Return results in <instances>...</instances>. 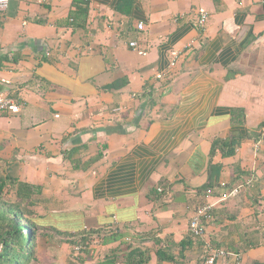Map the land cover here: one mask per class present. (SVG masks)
<instances>
[{
	"label": "crops",
	"instance_id": "0c3cea01",
	"mask_svg": "<svg viewBox=\"0 0 264 264\" xmlns=\"http://www.w3.org/2000/svg\"><path fill=\"white\" fill-rule=\"evenodd\" d=\"M5 97L21 107L0 113V171L34 189L40 249H76L68 235L96 231L85 255L95 262L124 264L140 245L148 264H176L159 247L177 264L218 249L264 264V0H10ZM234 136L233 156L212 154ZM204 202L199 239L189 225Z\"/></svg>",
	"mask_w": 264,
	"mask_h": 264
},
{
	"label": "trees",
	"instance_id": "16d2710c",
	"mask_svg": "<svg viewBox=\"0 0 264 264\" xmlns=\"http://www.w3.org/2000/svg\"><path fill=\"white\" fill-rule=\"evenodd\" d=\"M82 13H74L71 18L83 20L81 17ZM85 19V18H84ZM128 84L127 79L118 81L112 84L110 89H121ZM238 124L242 125L244 122V116L240 114ZM235 123V122H234ZM238 139L234 136L229 141L224 142L221 140L214 141L212 154L218 152L222 153L223 156H233L238 147ZM100 153L91 162H96L101 158ZM81 162V160H79ZM88 164L73 165V168H86ZM214 178L212 175L209 177L208 183L198 190V192L207 193L212 187H214ZM158 193V189L155 190ZM161 191H164L162 188ZM163 193V192H162ZM35 191L27 183L18 182L17 179L10 178L4 175L0 171V264H56L44 263L40 260L37 249L40 248L42 239L45 238L46 233L39 227L34 219L37 217L36 213V200L34 198ZM164 192L162 194L165 195ZM96 232V231H94ZM92 232V233H94ZM83 235H68V242L73 246H79L76 253H80L77 257L73 256L67 262V264H86L85 255L88 253L90 243L92 242V234ZM144 241L152 240L153 237L148 234L143 235ZM157 243H160L156 240ZM192 239H186L182 246L190 245ZM128 249H131L124 259V264H148L150 256L148 254V248H144L140 245H129ZM142 249H147L146 251ZM158 252L159 259L162 262L176 263L177 261L172 255L162 254L167 249L159 247ZM184 249V248H183ZM83 254V255H82ZM95 264H118V255L107 256L105 259L96 262ZM180 264V263H179ZM184 264V263H181Z\"/></svg>",
	"mask_w": 264,
	"mask_h": 264
},
{
	"label": "built area",
	"instance_id": "2783aa9c",
	"mask_svg": "<svg viewBox=\"0 0 264 264\" xmlns=\"http://www.w3.org/2000/svg\"><path fill=\"white\" fill-rule=\"evenodd\" d=\"M240 5H242V0H237ZM10 0H0V13L5 12L8 9ZM208 19V13L204 10H201L199 13L198 18V24L200 27L204 28L206 22ZM138 30H143L144 26L142 23H140L138 26ZM131 47L136 46V43H130ZM20 102L17 99H13L11 97H5L0 98V113H18L20 111ZM158 191H161L159 189ZM239 192V189H234L228 192H223L221 194V200L226 201L230 197H233L234 195ZM211 193V190L207 191L206 197H209ZM212 204L204 202L201 205H199L196 208V211L194 212V215L192 216L190 220L189 229L191 233L194 235V237H198L199 239L203 238L205 235V225L206 222L209 221L211 217V211H212ZM79 250V247L76 248ZM77 250V251H78ZM229 253L226 252L224 249H218V250H211L204 258V261L202 264H232L229 260Z\"/></svg>",
	"mask_w": 264,
	"mask_h": 264
},
{
	"label": "rangeland",
	"instance_id": "374dc122",
	"mask_svg": "<svg viewBox=\"0 0 264 264\" xmlns=\"http://www.w3.org/2000/svg\"><path fill=\"white\" fill-rule=\"evenodd\" d=\"M40 245L39 247H41ZM75 250L77 251L78 249H37V252L40 256L41 259L44 261H48V263H51L53 260V263L56 264H67L68 260L70 258H73V256L77 255L79 256L80 253H75ZM70 257V258H69ZM94 259L87 257L85 259L86 264H95L96 262L93 261ZM95 262V263H94Z\"/></svg>",
	"mask_w": 264,
	"mask_h": 264
}]
</instances>
